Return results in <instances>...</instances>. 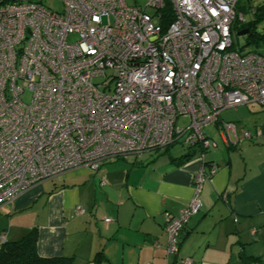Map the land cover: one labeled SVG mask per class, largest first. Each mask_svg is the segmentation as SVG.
I'll list each match as a JSON object with an SVG mask.
<instances>
[{"label":"built area","instance_id":"obj_1","mask_svg":"<svg viewBox=\"0 0 264 264\" xmlns=\"http://www.w3.org/2000/svg\"><path fill=\"white\" fill-rule=\"evenodd\" d=\"M60 1L58 13L42 0H0V210L73 169L97 172L105 161L180 143L199 151L202 165L189 204L166 214V254L176 256L218 171L205 164L216 144L204 129L218 125L231 146L236 125L221 112L264 106V56L234 44L240 0Z\"/></svg>","mask_w":264,"mask_h":264},{"label":"crops","instance_id":"obj_2","mask_svg":"<svg viewBox=\"0 0 264 264\" xmlns=\"http://www.w3.org/2000/svg\"><path fill=\"white\" fill-rule=\"evenodd\" d=\"M228 110V109H227ZM221 112L236 125L237 142L225 146L219 126L216 148L205 164L218 166L200 193L202 208L184 226L176 256L167 257L166 214L176 216L191 200V176L201 168L199 151L173 155L146 152L102 163L97 172L73 169L34 185L0 210L6 242L37 235L40 258L70 264H264V106ZM258 131L248 141L243 132ZM80 207L83 214H76ZM110 219V223H105Z\"/></svg>","mask_w":264,"mask_h":264},{"label":"trees","instance_id":"obj_3","mask_svg":"<svg viewBox=\"0 0 264 264\" xmlns=\"http://www.w3.org/2000/svg\"><path fill=\"white\" fill-rule=\"evenodd\" d=\"M241 9H245V6L242 5ZM238 10V7H237ZM254 15L257 20L264 19V6H259L257 10H255ZM169 16V13L167 14ZM162 25L166 23L165 21L160 22ZM255 22L251 23H236L233 27L234 35L235 32L237 34L243 30H248L249 32L246 34L249 39H251L256 44V49L259 46L264 45V35H257L254 33ZM253 53L262 55L257 51H253ZM205 133V129H204ZM190 150V149H187ZM183 230V229H182ZM182 232V231H181ZM180 236L178 245L180 243ZM36 243H37V235L35 232H29L22 239L15 242H6L1 241L0 243V264H70V259L68 258H40L36 252ZM241 264H261L257 260L252 258L241 257Z\"/></svg>","mask_w":264,"mask_h":264},{"label":"rangeland","instance_id":"obj_4","mask_svg":"<svg viewBox=\"0 0 264 264\" xmlns=\"http://www.w3.org/2000/svg\"><path fill=\"white\" fill-rule=\"evenodd\" d=\"M129 2V1H128ZM136 3L140 6L145 5L144 0H136ZM42 5L46 7L47 9H50L54 12H62L63 6L60 0H42ZM242 5L245 6V9H241ZM264 6V0H240L238 3V13H241L244 18V23H253L255 22V29L254 33L259 35H264V19H260L258 21L256 16L254 15L255 10H257L258 7ZM241 23V22H238ZM235 47L239 49L240 53L245 54L247 52H253L257 51L261 54H264V45L259 46V48L256 49V44L247 37V35L238 36L237 32H235ZM229 114H232L234 112L233 109H228L226 111ZM188 123L187 118H180L177 121V125L179 127H184ZM205 135L211 136L212 139L217 140V133L216 129L213 126H208L205 128ZM209 138V137H208ZM211 139V140H212ZM173 155H179L183 152L187 151V147L185 145H181L180 143H176L172 146L170 149ZM214 150H211L209 152H212Z\"/></svg>","mask_w":264,"mask_h":264},{"label":"water","instance_id":"obj_5","mask_svg":"<svg viewBox=\"0 0 264 264\" xmlns=\"http://www.w3.org/2000/svg\"><path fill=\"white\" fill-rule=\"evenodd\" d=\"M248 32H249L248 30H243V31L239 32L237 35L238 36L246 35Z\"/></svg>","mask_w":264,"mask_h":264}]
</instances>
